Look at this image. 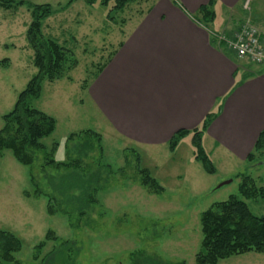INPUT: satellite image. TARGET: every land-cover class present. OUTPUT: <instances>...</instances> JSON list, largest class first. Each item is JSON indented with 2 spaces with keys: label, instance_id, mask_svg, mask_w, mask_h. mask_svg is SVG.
Here are the masks:
<instances>
[{
  "label": "rangeland",
  "instance_id": "obj_1",
  "mask_svg": "<svg viewBox=\"0 0 264 264\" xmlns=\"http://www.w3.org/2000/svg\"><path fill=\"white\" fill-rule=\"evenodd\" d=\"M23 1L51 7L41 32L67 48L74 59L70 68L64 67L61 79L44 81L40 95L28 100L55 120L54 130L40 140L43 148L35 150L33 161L24 165L9 150L0 154V230L22 242L13 254L16 262L3 261L0 253V264H41L52 249L69 241L65 255L73 259L72 264L155 259L196 264L201 212L238 196L241 175L264 186V154L248 163L220 149L212 161L215 172L208 174L193 159L191 135L181 138L172 151L167 143L132 145L97 111L87 86L121 32L128 33L141 13L161 0H134L111 13V19L107 15L113 3L104 7L84 0ZM246 12L252 13L257 25H264V0H249ZM30 22L26 5L14 11L0 8V129L3 115L13 109L18 94L36 73L26 40ZM210 143L205 140L206 149ZM73 172L86 182L79 188L68 176ZM146 173L162 187L160 192L142 185ZM62 181V187L54 189ZM243 200L254 215H264L260 199ZM47 233L43 246L35 247ZM217 264H264V254L233 255Z\"/></svg>",
  "mask_w": 264,
  "mask_h": 264
},
{
  "label": "crops",
  "instance_id": "obj_2",
  "mask_svg": "<svg viewBox=\"0 0 264 264\" xmlns=\"http://www.w3.org/2000/svg\"><path fill=\"white\" fill-rule=\"evenodd\" d=\"M208 1L161 0L141 13L133 29L121 32L86 91L103 119L132 145L167 143L220 106L203 147L212 161L220 149L246 161L264 130V63H242L212 33L231 37L244 18L257 24L246 12L249 4L243 7L246 0H212V22L202 26L194 17ZM257 26L264 34V25Z\"/></svg>",
  "mask_w": 264,
  "mask_h": 264
},
{
  "label": "trees",
  "instance_id": "obj_3",
  "mask_svg": "<svg viewBox=\"0 0 264 264\" xmlns=\"http://www.w3.org/2000/svg\"><path fill=\"white\" fill-rule=\"evenodd\" d=\"M84 1L88 5L98 2L104 7L113 3L107 15L111 19V13L121 11L128 3L134 0ZM172 1L177 4V0ZM70 2L71 0L68 4ZM212 2V0H209L206 5L200 6L194 17L202 26L208 27V24L212 22L214 16V12L211 9ZM24 5L28 7L31 16V22L28 24L26 31V40L33 51L32 64L36 68V73L18 94L13 109L3 115L4 124L0 129V154L3 150H9L15 160L28 165L33 161L35 150L43 148L40 140L48 136L54 130L55 125V120L52 116L30 106L28 100L40 95L44 81L53 82L61 79L64 67L70 68L73 64H70V61L74 57L57 40L45 36L41 32L42 21L52 14L51 7L48 4H30L23 0H0V8L4 10L14 11ZM2 62L0 63L2 64ZM104 66L105 63L98 68L97 73L93 77L97 76ZM220 109V106H218L216 110L207 113L198 127L192 130H178L167 142L168 149L172 151L181 138L191 135L193 159L199 162L208 174H213L215 167L203 147L202 139L210 123L220 113ZM263 152L264 130L259 133L252 150L246 157V161L248 163L255 162L256 158L264 154ZM145 175L141 182L142 185L147 186L154 193L160 192L162 187L159 186L156 179L147 173ZM68 176L73 178L76 182L75 186L78 188L80 184L86 183L80 175L74 172L72 174L69 173ZM64 179L66 180L67 178L64 177ZM62 184L63 181L60 185H57V187L59 186L58 188L54 187V189H60ZM75 186L73 185V187ZM82 189L84 192V187ZM58 191L59 193L62 192L61 190ZM76 199L81 200L80 198ZM243 199H260L264 202V186H256L250 176L241 175L238 185V196L231 195L224 201L213 203L201 212L199 218L201 240L200 249L195 254L196 264H217L220 260L230 256L248 252L264 254V215H254ZM83 202L85 204L84 199ZM49 235L50 233H47L45 240L35 247H42L43 242L48 240ZM71 244L72 242L69 241L56 246L55 249L45 255L41 264H72L73 259L65 255L66 247ZM21 248L22 242L17 236L9 231L0 230V253L5 258L3 261L14 262L13 254L20 251ZM146 259H150L149 256ZM132 263L185 264L184 262L164 263L157 259L149 263L146 260L142 262L133 261Z\"/></svg>",
  "mask_w": 264,
  "mask_h": 264
},
{
  "label": "built area",
  "instance_id": "obj_4",
  "mask_svg": "<svg viewBox=\"0 0 264 264\" xmlns=\"http://www.w3.org/2000/svg\"><path fill=\"white\" fill-rule=\"evenodd\" d=\"M248 3L249 0H246L243 7L247 8ZM212 36L219 45L224 44L237 58L255 64L264 63V34L250 20L242 21L231 37L223 32H214Z\"/></svg>",
  "mask_w": 264,
  "mask_h": 264
}]
</instances>
